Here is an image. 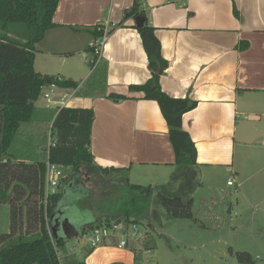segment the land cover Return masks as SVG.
<instances>
[{
	"label": "crops",
	"instance_id": "1",
	"mask_svg": "<svg viewBox=\"0 0 264 264\" xmlns=\"http://www.w3.org/2000/svg\"><path fill=\"white\" fill-rule=\"evenodd\" d=\"M134 3L154 27L167 63L160 88L171 97L197 102L183 114L182 128L196 147L200 187L225 172L233 182L227 185L241 189L253 176L242 171L252 168L259 192L264 191V0H59L53 25L38 45H45L47 74L78 85L75 92L44 87L40 95L47 98L35 102L57 110L47 123L50 145L57 133L88 132L98 165L126 168L129 181L135 173L151 185L171 180L175 158L161 110L156 101L128 88L151 75L136 14L130 12ZM95 25L111 28L98 56L106 67L101 94L87 93L92 70L84 65L89 66ZM109 93L126 98H109ZM64 94H69L65 101ZM142 238L135 245L146 251ZM92 250L95 263L86 264L120 263ZM135 255L134 247L125 250L121 264H134Z\"/></svg>",
	"mask_w": 264,
	"mask_h": 264
},
{
	"label": "trees",
	"instance_id": "2",
	"mask_svg": "<svg viewBox=\"0 0 264 264\" xmlns=\"http://www.w3.org/2000/svg\"><path fill=\"white\" fill-rule=\"evenodd\" d=\"M58 3L59 0H0V204L7 203L10 207L9 232L0 231V264H86L69 255L65 248L66 238L59 233L54 235L52 231L54 218L62 220L64 217L61 206L65 191L68 195H77L74 202L78 208V200L89 196L88 190L77 181L82 172L111 177L117 183L112 194L100 201L97 207L100 213L89 216L82 231L95 226H110L113 221L137 226L146 221L152 227L151 218L159 207L169 219H195L192 192L201 186L199 163L195 144L182 128V116L195 108L197 102L187 97H171L160 88L158 79L167 63L161 56L155 29L146 18L137 31L151 75L145 83L132 84L128 88L131 92L142 93L144 99L157 102L168 128L175 173L165 184L144 186L131 183L126 168L100 166L94 161L88 132L57 133L52 136L51 144L69 147L71 159L57 163L48 155L50 162L61 167L63 177L60 190L45 198L46 160L37 157L38 136L34 135L33 128L48 123L57 110L40 108L35 102L44 87L54 85L71 89L78 85L71 79L43 74L34 69L35 45L42 41L45 32L53 25L52 18ZM130 12L145 17L137 3ZM17 24L24 26L23 33L15 29ZM103 30V26L95 25L91 29L92 37L102 36ZM110 31L111 28L107 33ZM14 33L17 36L12 35ZM88 51L91 68L97 55L93 47H89ZM105 87L106 67L98 62L89 76L87 93L101 94L105 92ZM107 96L118 100L126 98L115 93ZM90 117H93L92 112ZM20 136L32 138L31 143L21 140L19 152L22 155L15 153L14 149ZM53 214L55 217L51 218ZM142 245L147 250L152 249V241H146V237ZM233 253L240 263L254 264L247 251Z\"/></svg>",
	"mask_w": 264,
	"mask_h": 264
},
{
	"label": "rangeland",
	"instance_id": "3",
	"mask_svg": "<svg viewBox=\"0 0 264 264\" xmlns=\"http://www.w3.org/2000/svg\"><path fill=\"white\" fill-rule=\"evenodd\" d=\"M15 29L18 33L24 32L22 24H17ZM12 35L17 36L16 33ZM43 46L45 45H35L34 69L47 74V57L41 52L44 49ZM84 65L89 71L90 67L86 63ZM44 100L45 98L40 95L37 103L40 104ZM49 130L50 126L47 123L33 128L34 135L38 136V159L47 160L49 155L53 162L70 161L71 149L69 147L50 145ZM71 133L79 134V132ZM21 140L31 143L32 138L18 137V142L14 145L15 153L18 155H22V152H19ZM254 172L255 169L252 170V168L242 171L246 175L252 173L253 176L243 181L241 189L234 185H227L231 176L225 172L219 174L216 181L205 182L193 193L192 211L195 219H169L165 211L159 207L151 218L152 227H149L146 221L138 225L139 231L144 234L141 243L143 244L145 237L146 241H152V249L146 251L140 249L138 247L140 245H135V240L131 238L128 240V246L118 249L117 244L121 235L117 232L113 233L114 236L106 238L104 242L106 245L91 249L87 247L82 250L84 247V241L80 238L82 225L89 219V216L100 213L97 208L100 201L103 202L108 198L117 184L111 177L103 178L98 174L82 172L77 181L88 190L89 196L78 200L80 208L75 206L76 202H74L77 195H68L66 191L63 193L61 210L64 218L70 220L77 233L74 238L65 240V248L68 253L74 254L73 256L78 260L86 263H95L90 256L94 249V251L102 252L103 257H110L114 261L120 260L121 264L125 250L134 247L136 255L134 260H131L134 264H150V262L151 264H242L234 256L235 251H247L254 260V264H264V191L259 192L256 186V181L258 182L259 179ZM139 175L135 173L130 181L144 186L152 183L142 174L141 177H138ZM85 209H93V211L83 212ZM154 215L158 217L156 222L153 220ZM9 229L10 207L7 203H1L0 231L9 232ZM127 233L128 237L134 236V231L130 228ZM59 234L63 235V232L60 231ZM75 244L78 248L74 247ZM105 246L108 253H105Z\"/></svg>",
	"mask_w": 264,
	"mask_h": 264
},
{
	"label": "built area",
	"instance_id": "4",
	"mask_svg": "<svg viewBox=\"0 0 264 264\" xmlns=\"http://www.w3.org/2000/svg\"><path fill=\"white\" fill-rule=\"evenodd\" d=\"M109 27H104L102 36L98 38H94L90 42V47L94 48V52L97 55L96 61L93 63L91 70L94 69L96 64L99 62L98 56L101 51V47L103 46L104 42L107 39L108 30ZM54 86V85H52ZM73 92L77 90L76 88H71ZM69 94H64L62 96V100H67ZM45 98H47V94H43ZM47 106V105H46ZM63 177V171L61 167L53 162H50L49 160L46 161V179H45V198H47L51 194H55L58 192L61 179ZM229 185H232V180H229L227 182ZM132 229L134 231V236L128 237V229ZM120 233V240L117 244L118 247H125L128 246V240L129 238L136 240L135 238H141L143 237V234L139 231L138 226L136 224H128L126 222H112L110 226H95L89 229H86L82 231L81 233V240L84 241L83 246L88 248H96L99 245L103 244L106 240V238L110 236H114L113 233ZM75 248H78V246L75 244Z\"/></svg>",
	"mask_w": 264,
	"mask_h": 264
},
{
	"label": "water",
	"instance_id": "5",
	"mask_svg": "<svg viewBox=\"0 0 264 264\" xmlns=\"http://www.w3.org/2000/svg\"><path fill=\"white\" fill-rule=\"evenodd\" d=\"M144 20L145 18L141 15H136L135 16V25L137 27H140L144 24ZM158 72V70L156 71ZM62 185V183H60V186ZM55 214H53L51 216V218H54ZM119 218V217H116ZM116 218H113V220H115ZM54 226L52 227V231L54 235H57V233L59 231L63 232V237H65L66 239L72 238L74 236L77 235L76 233V229L73 226V224L70 222V220H68V218H64L62 220L58 219V218H54Z\"/></svg>",
	"mask_w": 264,
	"mask_h": 264
}]
</instances>
